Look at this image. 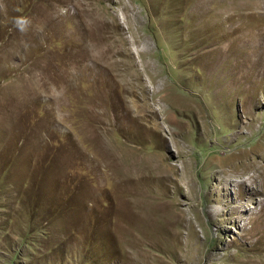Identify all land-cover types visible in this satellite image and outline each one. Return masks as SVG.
<instances>
[{
    "label": "rangeland",
    "instance_id": "374dc122",
    "mask_svg": "<svg viewBox=\"0 0 264 264\" xmlns=\"http://www.w3.org/2000/svg\"><path fill=\"white\" fill-rule=\"evenodd\" d=\"M251 160L264 0H0V264H264Z\"/></svg>",
    "mask_w": 264,
    "mask_h": 264
},
{
    "label": "bare ground",
    "instance_id": "6f19581e",
    "mask_svg": "<svg viewBox=\"0 0 264 264\" xmlns=\"http://www.w3.org/2000/svg\"><path fill=\"white\" fill-rule=\"evenodd\" d=\"M247 29V28H246ZM253 29V28H252ZM145 103V102H144ZM147 104H148V102H147ZM143 105V104H142ZM139 106H141V105H139ZM146 106V105H145ZM240 154V153H239ZM238 153H237V156L239 155ZM247 153H245V151H244V154H241V155H246ZM233 156V155H232ZM250 156V155H249ZM225 157H227V156H225ZM234 158H235V156H234ZM244 158V157H243ZM224 159V158H223ZM243 160V159H242ZM212 161V160H211ZM211 161H209V162H211ZM214 162V161H213ZM229 162V161H228ZM228 162H227V164H228ZM234 162V161H233ZM250 162V161H249ZM258 162H260V161H258ZM214 163H216V162H214ZM220 163H223L222 162V160L220 161ZM226 163V162H225ZM231 163V162H230ZM236 163V162H235ZM234 163V164H235ZM246 164V163H245ZM242 164H240V166H241ZM219 166V165H218ZM217 166V167H218ZM223 166V165H222ZM221 166V167H222ZM225 166V165H224ZM231 166V165H230ZM235 166V165H234ZM247 167H244V168H242L243 170H240V168H239V166H238V169H237V167H235L234 168V171L232 172V173H229L227 170H222V173H224V176L225 177H227V178H233V177H235L236 175H237V173H238V175H244L245 174V172H246V174H247V172H248V170H252V173L249 175V176H247V177H242V180H241V183H243V184H248V185H250V186H252V185H254V184H256L258 187H262V189L264 190V163L263 162H260V163H257V161L256 160H251V162L250 163H248V165H246ZM212 167H215V166H213L212 165ZM220 172V171H219ZM126 185H127V183H126ZM137 188V187H136ZM257 192V191H256ZM262 192V191H261ZM261 192H259V193H261ZM142 204V203H141ZM143 206H144V204H142ZM142 206V207H143ZM148 206V205H147ZM145 207V206H144ZM150 207H148V209H149ZM144 210V209H143ZM127 215H129V214H127ZM150 217V216H149ZM126 232L128 233V234H130L131 233V230H126ZM145 260V259H144Z\"/></svg>",
    "mask_w": 264,
    "mask_h": 264
},
{
    "label": "clouds",
    "instance_id": "9594fccd",
    "mask_svg": "<svg viewBox=\"0 0 264 264\" xmlns=\"http://www.w3.org/2000/svg\"><path fill=\"white\" fill-rule=\"evenodd\" d=\"M29 23L30 21L24 16H19L15 19V25L21 32L26 30Z\"/></svg>",
    "mask_w": 264,
    "mask_h": 264
}]
</instances>
